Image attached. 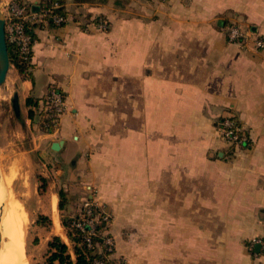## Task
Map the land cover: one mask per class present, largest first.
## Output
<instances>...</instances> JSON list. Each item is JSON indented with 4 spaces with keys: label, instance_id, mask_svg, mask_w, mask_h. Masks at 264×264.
Wrapping results in <instances>:
<instances>
[{
    "label": "crops",
    "instance_id": "crops-1",
    "mask_svg": "<svg viewBox=\"0 0 264 264\" xmlns=\"http://www.w3.org/2000/svg\"><path fill=\"white\" fill-rule=\"evenodd\" d=\"M65 10V22L37 27L31 76L11 66L19 110L0 123L4 154L69 165L76 194L112 213L127 264H264V0H66ZM99 16L106 30L87 22ZM232 26L249 37L230 40ZM53 85L66 110L50 133L27 101ZM228 114L247 128L242 146L221 137ZM54 197L58 214L59 192L37 211L63 228Z\"/></svg>",
    "mask_w": 264,
    "mask_h": 264
},
{
    "label": "rangeland",
    "instance_id": "rangeland-1",
    "mask_svg": "<svg viewBox=\"0 0 264 264\" xmlns=\"http://www.w3.org/2000/svg\"><path fill=\"white\" fill-rule=\"evenodd\" d=\"M11 1H15L26 6L29 5L23 1L21 2L20 0ZM3 2L4 0H1L2 5ZM37 5L39 8L40 5L43 7L45 3H42L40 0L37 2ZM40 18H42L44 22H47V20H45L42 16H40L39 19ZM65 19H67V17ZM84 22L97 24V26L99 28L102 27L101 29L103 30L108 28L107 21L100 16L94 18L92 17L90 20H87V22L86 20L83 21V23ZM11 73L12 72L10 70L0 91V123L8 115H11L12 118L15 117L13 103L14 97L9 92L12 76ZM7 132L4 135L1 134L0 137V174H2L0 175V180L6 186L11 197L15 196L14 199L22 203L23 209L26 212L27 224L25 250L29 263L43 264L48 251L47 237L50 236L52 238L55 233L64 234L66 232V228L64 226L63 228H58V226L55 228V226H52V220L51 222L49 220H43L42 223L39 224L38 220L41 214L37 211V207H42L51 192H64L65 208L62 211L59 209L57 214L59 215L62 224V220H65L67 216L77 213V210L81 207L82 197H84V195L76 194L77 190L74 189L75 185H77V180L72 178L73 173L71 172L72 170L69 165L63 166L60 161L50 158L45 153V157H36L33 161L31 160L28 163H21L18 161L15 163V158L13 156L7 157L4 153L10 154V152H13L11 147L8 146L9 141L6 139L8 134ZM16 165H19L23 171L18 174L17 178H14L16 172L12 167ZM85 198H88V194H85ZM98 202L101 204V201ZM103 205L106 207L105 203H103ZM47 215H50V213ZM114 240L116 241V239ZM115 255L119 256L117 255V252Z\"/></svg>",
    "mask_w": 264,
    "mask_h": 264
},
{
    "label": "built area",
    "instance_id": "built-area-1",
    "mask_svg": "<svg viewBox=\"0 0 264 264\" xmlns=\"http://www.w3.org/2000/svg\"><path fill=\"white\" fill-rule=\"evenodd\" d=\"M58 4L53 6L44 5L42 14L31 12L26 5L15 1H4L2 8L6 14V32L8 43L13 44L21 54L29 57L33 50V38L28 31L27 21H34L40 16L51 17L56 24L66 21V17L57 14L55 9ZM102 28V27H101ZM249 37V34L239 26H232L229 30V39L232 41H243ZM257 45L264 47V40L258 39ZM48 105L45 108L46 119L45 127L48 132H53L58 126L60 116L66 110V101L63 91L58 89L51 90L47 97ZM221 137L231 147L242 146L248 141L247 128L239 122V120L231 114H228L221 121ZM113 215L107 211L103 204L94 199H86L81 204L79 215L74 219L73 225L82 233V238L88 248L95 247V239L101 235V223L111 225ZM103 232V231H102ZM104 231L102 241L104 243L105 257L96 258L94 264H113L111 261L116 259L119 264L127 262L123 256H116V243L112 235H108Z\"/></svg>",
    "mask_w": 264,
    "mask_h": 264
},
{
    "label": "trees",
    "instance_id": "trees-1",
    "mask_svg": "<svg viewBox=\"0 0 264 264\" xmlns=\"http://www.w3.org/2000/svg\"><path fill=\"white\" fill-rule=\"evenodd\" d=\"M41 2L45 3L46 6H53L55 4H58L59 7L55 9V12L60 15H63L64 17H67L68 12L65 10L66 0H41ZM27 8L29 11L36 12L38 14H42L43 12V8L41 7V5L39 6V8L38 5L36 7L33 5H28ZM43 18L47 20L48 23H54V20L49 16ZM43 23L44 20L42 18L40 19L38 18L34 21H27L26 25L28 27L29 33L33 38V46L37 39L36 29L37 27L42 26ZM9 52H10V59L12 66L19 71V73L23 78H29L31 76L30 68H31V58L33 55V50L29 55V57H25L13 44L9 43ZM55 88H56L55 85L51 86L47 95H45L43 98L39 100H34L29 98L27 101L28 105L36 107L37 110L39 111L38 114L41 117L44 128H46L45 123L47 122L46 112H45V108H47L48 105L47 97L50 94L51 90ZM30 116L34 117V110H31ZM64 196H65L64 192H59V197H60L59 209L61 211L64 210L65 208ZM86 199H90V198L89 197L84 198L82 200V203ZM78 215H79V210H77V213H74L73 215H69L65 220L64 219L62 220V225L66 228V234L69 239L70 245L67 242H65L61 236L54 235L48 243V251L43 264H94L96 258L99 257L106 258V253L104 251V243L102 241V235H104V231H107L106 233L108 235H112L114 237L110 229V226H107L106 230H104L106 223L104 222L101 223L99 225V227L101 228V235H99L95 239V247L88 248L83 241L82 233L73 225V221ZM43 220H49L51 222V219L48 216L41 214L39 216L38 223L39 224L42 223ZM73 254L75 257H73ZM111 262L113 264H119L116 259H113Z\"/></svg>",
    "mask_w": 264,
    "mask_h": 264
},
{
    "label": "bare ground",
    "instance_id": "bare-ground-1",
    "mask_svg": "<svg viewBox=\"0 0 264 264\" xmlns=\"http://www.w3.org/2000/svg\"><path fill=\"white\" fill-rule=\"evenodd\" d=\"M14 197L0 180V264H30L25 250L27 215L22 203ZM52 200L57 214V199L54 197Z\"/></svg>",
    "mask_w": 264,
    "mask_h": 264
},
{
    "label": "water",
    "instance_id": "water-1",
    "mask_svg": "<svg viewBox=\"0 0 264 264\" xmlns=\"http://www.w3.org/2000/svg\"><path fill=\"white\" fill-rule=\"evenodd\" d=\"M11 59L9 52V43L6 32V14L2 8L1 0H0V91L2 86L4 85L8 74L11 70ZM14 108L16 111L19 110V97L18 94L14 95L13 98ZM61 142H55L53 144L54 149H59ZM2 242V234L0 229V248Z\"/></svg>",
    "mask_w": 264,
    "mask_h": 264
}]
</instances>
